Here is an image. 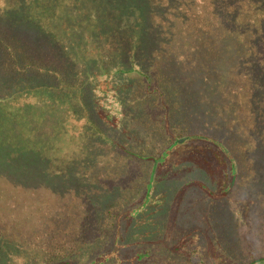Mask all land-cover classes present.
<instances>
[{
    "label": "rangeland",
    "instance_id": "obj_1",
    "mask_svg": "<svg viewBox=\"0 0 264 264\" xmlns=\"http://www.w3.org/2000/svg\"><path fill=\"white\" fill-rule=\"evenodd\" d=\"M140 1L142 5L138 8L136 0H83L78 17L62 14L58 24L61 30L56 25L53 29L57 34L52 39L43 35L41 27H29L32 22L26 12L22 13L28 1L0 0V36L13 39L18 54L23 50L31 55L33 39L41 40L34 49L38 57L43 58L45 52L57 48L52 54L57 60L56 67L62 66L64 76L72 80L70 86H75L60 88L56 76H52V68L40 76L4 70L6 52L0 48V98L9 90L16 91L14 99H18L21 107L8 112L0 105V264L46 256L35 253L43 243L37 238L38 232L47 228L48 221L59 213L62 225L71 218L81 222L87 219L94 226L106 221L113 224L104 237L72 252L77 264L94 259L99 264H115L117 259L123 261L138 252L165 261L170 255L153 244L165 237L163 228L168 220L184 231L176 232L175 239L194 240L189 249L197 251L183 255L191 264H264V20L258 23L250 12L257 5L260 7L254 9L262 13L264 3ZM142 10L145 15L140 37L144 45L140 49L144 50L136 60V69L157 79L153 83L166 93L169 109L157 104V96L146 91L147 83L137 73L119 74L115 79L93 74L94 83L84 85L83 92L93 125L106 136L117 138L125 149L150 157L167 145L153 131L162 125L158 118L169 110L167 120L171 129L206 133L225 145L235 160L236 175L231 190L219 193L217 190L230 179L232 165L209 158L206 168L187 160L185 151H178L180 163L174 166L172 160L170 172L165 168L157 174H167L157 182L156 191L165 193L163 206L148 208L129 222L124 213L132 200L140 198L151 161L136 160L102 142L86 121L82 125L79 118L77 122L62 116L49 99L61 98L64 104L60 109H69L77 100L72 98L79 96L78 89L82 91L87 75L98 70L95 61H83L84 53L79 49L73 51V45H79L84 36L90 43L100 44L115 32L118 35L115 42L124 48L119 53H109L104 68L129 69V50L135 36L130 27ZM148 13L153 16L150 18ZM172 27L176 29L174 34L167 30ZM151 28L156 31L150 32ZM192 38L197 45L206 43L207 52L202 59L207 63L192 53L195 43L188 41ZM117 55L120 59L115 58ZM46 60L52 62L51 58ZM97 83L106 93L116 91L119 100L118 105L109 106L104 114H99L92 99L93 85L96 87ZM75 111L77 117L85 115L79 104ZM107 116L114 127L109 128L110 124L103 120ZM217 153L218 159L225 160L221 152ZM185 171L188 174L179 178L177 173ZM188 180L199 181L205 189L190 190L191 186L177 193ZM29 184L33 188L26 192ZM199 198L204 200L205 207H196ZM142 201L140 198L138 203ZM170 208L177 210L169 214ZM115 211L117 217H111L110 212ZM49 213L54 216H48ZM203 219L210 226L205 234ZM39 221L44 223L38 225ZM115 225L121 233L120 247L110 257L116 245Z\"/></svg>",
    "mask_w": 264,
    "mask_h": 264
},
{
    "label": "trees",
    "instance_id": "obj_2",
    "mask_svg": "<svg viewBox=\"0 0 264 264\" xmlns=\"http://www.w3.org/2000/svg\"><path fill=\"white\" fill-rule=\"evenodd\" d=\"M28 1L24 8L22 9V13H27L29 20L32 22L29 27L36 26V28H40L45 32L43 35L47 34L49 35L52 39L56 37V31L53 29L56 25L59 24L60 18L62 14H72L74 17L79 16V10L81 9L82 1L83 0H26ZM130 2L131 0H123ZM147 1L148 3L152 4H157L161 2L160 0H143ZM163 2H166L167 0H162ZM241 2L245 4H250V3H256V2H262L264 3V0H240ZM136 4L138 5L137 7L140 8L142 5V2L140 0H136ZM260 6H255L254 8H259ZM250 9V12L253 13L255 19L257 20L258 23H260V20H264V11L260 13V10L257 9ZM145 13L143 10L140 12V16L137 18V21L134 22V25L131 26L130 28L133 29L135 32V36L132 37L131 42H133V47L129 50V69H121V67H118L117 69H105L104 67L107 66L109 60H108V54L113 53V52H121L122 49L124 48L122 44H119L115 42L117 40L118 35L115 34V32L110 34L109 40L106 42H101L100 44L96 43H90V39L88 40V37L85 38L82 37L80 39L79 45L74 44L73 45V51L80 50L81 54L84 53L85 58L83 61H95L98 65V70L95 71L94 73L88 74L86 77L85 82L82 84V91L78 89L79 91V96L78 97H73L69 95V97H73L72 99L75 100L70 105L69 109H60V106L63 105V100L61 98H53L49 99L53 105L60 110V113L62 116L67 117V118H73L75 121L78 122V118L80 121H82V125L84 124V121H86V124L93 129L94 132L98 133L99 137L102 138V142L108 143L111 146L117 147L123 154H127V156L134 158L139 161H144V160H150L152 163L151 170L148 173V178L146 182L143 184V188L139 191L140 195L139 196L143 201L142 203H138L139 199L132 200V204L129 206L128 211L124 213L125 217L128 218V221L130 222L133 218H135L138 215L143 214L146 209H152V208H158L159 206L162 205V202L165 200V193L161 192L158 193L157 190V182L161 181V179L167 175L165 174L164 176H159L158 171L160 169H165L166 172H170L171 168V161L174 160L172 163L174 166H177L180 163V156L178 155V151H185V155L187 157V160H190L191 162H194V164H199L202 165L203 167L207 168V163L209 162L208 160H214L213 162H217L220 160V162L224 163L225 165L228 166L230 163L232 165L231 168H229L232 173L230 175V179L225 180L224 182V187H221L219 193H227L229 190H231L233 182L235 181V175H236V166H235V160L233 157H231V153L229 150L226 148L225 145H223L220 141H216L213 139L212 136H209L208 134L204 133H189L181 130L180 128H173L171 129L169 125L168 115H169V110L168 114L161 116L158 118L162 125L157 127L156 130L153 131L154 134H160V137H163L165 139V142L167 145H165V148L161 151H157L155 154L151 155L150 157H145V155H140L139 153H135L134 151L127 150L125 149L124 146L117 141V138H111L106 136L101 130H99L95 125H93L88 107L84 104L85 101L83 99V92H84V85H92L94 83V79L92 77L93 74L98 76V78H116L117 75L119 74H129V73H137L140 76H143L145 82L147 83L146 86V91L149 90L151 95H156L158 98V105H163L168 108V105H166V101L168 100L166 93L162 90L159 89L157 84L153 83V81H157V79L151 78L147 75H144L142 71H139L137 67V61L139 57L142 55V51L144 50V47L140 49V46H143V40L141 36V22L144 18ZM150 18L153 16L151 13H148ZM156 22L160 23L158 20ZM38 23V24H36ZM53 25V27H52ZM91 28V25H89ZM57 30H61V26L56 27ZM167 30H170L171 34H174L176 32V29L174 27L168 28ZM42 31V32H43ZM156 31V29H150V32ZM167 32V31H165ZM232 32V31H228ZM227 33V34H228ZM229 35V34H228ZM62 38V37H61ZM217 38V37H212V39ZM11 39V37H9ZM202 38H199V41ZM13 40V39H11ZM11 40H6L2 36H0V48L3 49L6 52V58L4 62V70L6 69L8 72L13 73V72H30L35 73L38 76L43 75V73L47 72L48 69L52 68V76H56L55 81L58 82V86L62 88L63 86H66V88L69 87H75V86H70L69 80L66 76H64L63 68L62 66L56 67V62L57 60H54L55 55L53 52L58 50L55 47H52V49L47 51V53H44V56L49 59H52V62H48L46 58L43 56H36L34 54V49L36 46H39L41 43L40 39H33V43L31 45V50L33 49V52H31V55H28L26 52L23 50L18 52L16 51V48L14 47L15 44ZM120 41L121 39L118 38ZM189 42L195 43V38H192L188 40ZM264 42V40H263ZM61 43V41L59 42ZM162 45L166 46L165 43H161ZM161 45V46H162ZM187 46V43L185 44V47ZM159 47V45H158ZM243 47V45L240 43V48ZM22 48V46H21ZM150 49L155 52V50L150 46ZM192 53L194 52V56H200L201 59L204 58V55L207 52V45L206 43L203 45H197L195 43L194 46L191 47ZM225 49H227V46H225ZM232 54L237 55V53L232 52ZM115 58L120 59V55L115 56ZM158 56L155 57L157 60ZM233 59H237V57L233 56ZM183 60V59H182ZM205 63H207L204 59H202ZM204 63V64H205ZM53 64V66H50ZM196 66H204L200 64H196ZM72 81V80H71ZM102 83V82H101ZM111 83V82H110ZM109 83V84H110ZM76 85H80L78 83H75ZM93 88L95 89V94L93 92L92 96L96 105V110H99V114H104L103 112L108 111L109 106H112L114 104H119V100L117 99V94L116 91L112 93L111 91L106 93L105 91L101 90V85L100 83L96 84V87L93 85ZM16 91H11L9 90L2 98H0V105L3 106V108L8 111V112H13L15 110L21 109V107H18V99L16 98L17 94L13 93ZM116 94V97H115ZM232 97L233 92L229 93ZM169 97V96H168ZM68 98V97H67ZM48 99V98H46ZM43 102V100H40ZM185 103L190 102L185 101ZM232 103V101H231ZM25 104L27 105L28 102ZM80 105L82 110L81 113L85 114L83 117L80 115H76L75 109L77 108V105ZM22 106V105H21ZM169 109V108H168ZM64 110V111H61ZM238 112V110H235ZM234 111V112H235ZM56 113L59 114L58 110ZM13 120V119H9ZM104 121H107L110 125L109 128L114 127L112 123H110V117L107 116ZM64 122V121H63ZM121 123V119H120ZM217 126V125H216ZM3 127L5 128V125L3 124ZM6 133H9L6 130ZM207 147V148H205ZM204 151H207L208 154H204ZM221 152L225 156V160L223 159H218V153ZM210 158V159H209ZM227 159V160H226ZM160 160H164L163 163H159V165L155 164L156 162H159ZM223 160V161H222ZM183 161V160H182ZM165 162H168V166H165ZM186 162V161H185ZM211 162V161H210ZM218 163V162H217ZM220 163V164H222ZM171 175V173H169ZM188 171H185L184 173H177L179 178H183V175H187ZM228 185L229 189L226 190V186ZM193 186V188L191 187ZM195 189L198 187L200 188L201 191L205 189V186L202 185L199 181H194V180H188L185 181L184 184L181 186L179 192L177 193H182L185 192L186 188ZM33 188V184H29L24 190L28 192ZM157 192V195L155 193ZM222 197V196H221ZM136 201L137 203L134 204ZM164 201V203H165ZM197 206L199 207H205L204 200L202 198H199L197 200ZM163 203V204H164ZM163 206V205H162ZM177 209H172L168 211V213H174L176 212ZM143 212V213H142ZM111 217H117V211L115 212H110ZM60 213L57 214V216H54L53 213H49L48 216L53 217L54 219L52 221H48L50 224L47 228L43 229L41 232H38L37 238H39L42 246H38L37 249L35 250L37 252H40L41 255H46L42 259L36 257H31L32 259L30 260L29 257L24 258L23 260L19 259H14L13 264H77L78 260L76 259V255H73V251H77L81 245L87 243L93 244V240H96L97 238H102L106 233H108L109 230H112L110 226L113 224L110 221H106L104 224H100V222L97 223V226L93 225V222H88L87 219L83 222L79 221L77 218H71L69 223L66 225H62V223L59 222L60 220ZM109 217V216H108ZM110 218V217H109ZM205 225L202 229V231L207 233L209 231L210 226L207 223L206 219H203ZM127 223V226L125 227V230L129 226L130 223ZM44 223L43 221H39V224ZM58 227L60 229H58ZM115 227V248L113 249L114 253L110 254V257L115 256V253L117 252L116 250L119 249V241L121 238V233L120 229L118 226ZM108 228V229H106ZM163 233H164V238L162 239H157L156 243L153 245H158L159 247H162L168 255H170L171 258L166 259L165 261L159 260L157 261L156 258H153L152 255L148 254V258L145 257V254L139 253H131V256H127L123 261L121 259H117L115 261V264H142L143 262L147 261V264H191L189 261L183 257L184 253H187L189 255H192L194 252H196V249H189V246L192 243H194V240L191 239H184L179 238L175 239V234L176 232L180 231L183 233L184 231L178 228L177 225L170 223L168 220L165 223V227L163 228ZM208 235V234H206ZM209 237V235H208ZM210 238V237H209ZM118 241V243H117ZM48 244V245H47ZM48 246V247H47ZM47 247V248H46ZM188 250V251H187ZM104 254V253H103ZM217 254V253H216ZM106 255V253L104 254ZM26 256V255H24ZM109 257V258H110ZM177 258H180L179 260H176ZM145 259V261H144ZM227 260L226 258H224ZM138 262V263H137ZM86 264H99V262L92 260L90 262H86ZM196 264V263H194Z\"/></svg>",
    "mask_w": 264,
    "mask_h": 264
}]
</instances>
